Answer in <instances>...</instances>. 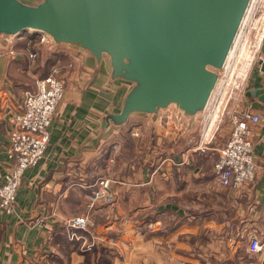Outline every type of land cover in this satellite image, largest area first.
I'll return each mask as SVG.
<instances>
[{
    "label": "crops",
    "instance_id": "obj_1",
    "mask_svg": "<svg viewBox=\"0 0 264 264\" xmlns=\"http://www.w3.org/2000/svg\"><path fill=\"white\" fill-rule=\"evenodd\" d=\"M38 36L17 37L14 58L0 80V181L15 164L7 150L14 104L3 97L15 84L11 65L46 71L41 77L55 65L65 66L66 93L45 156L24 172L15 212L0 208V264H264V248L248 249L250 236L264 232V122L250 123L257 176L238 189L222 186L213 170L227 136L207 151L197 149L196 141L168 143L151 154L148 123L134 120L124 139L100 148V138L110 133L103 112L122 96L125 84L101 71L90 85L89 57L82 66L71 55L56 53L42 64V44L38 64L31 61L27 41ZM261 87L259 68L246 84L251 101L243 99L256 111L264 103L251 90ZM114 164L119 170L113 171ZM100 177L111 179L115 202H92ZM78 215L89 216L87 229L66 224Z\"/></svg>",
    "mask_w": 264,
    "mask_h": 264
},
{
    "label": "water",
    "instance_id": "obj_2",
    "mask_svg": "<svg viewBox=\"0 0 264 264\" xmlns=\"http://www.w3.org/2000/svg\"><path fill=\"white\" fill-rule=\"evenodd\" d=\"M255 3L0 0V80L17 37L39 34L42 64L56 53L82 66L89 57L90 85L101 71L125 84L103 112L110 133L100 138V148L124 139L134 120L148 123L151 154L168 143L186 146L201 139ZM259 63L264 72V59ZM251 95L264 103V87Z\"/></svg>",
    "mask_w": 264,
    "mask_h": 264
},
{
    "label": "built area",
    "instance_id": "obj_3",
    "mask_svg": "<svg viewBox=\"0 0 264 264\" xmlns=\"http://www.w3.org/2000/svg\"><path fill=\"white\" fill-rule=\"evenodd\" d=\"M37 38L27 41L28 57L31 61H36L40 56L43 37L39 35ZM242 40L241 48L231 63L224 85L234 74L237 77L234 87L247 84L248 74L241 70L242 65L238 68V61L244 47ZM65 69L63 65H55L47 76L36 81L35 87L24 93L20 104L13 105L7 150L15 164L0 181V208L7 214L15 212L16 196L23 183L25 170L37 165L45 156L50 140V127L66 93ZM220 98L221 96L218 103ZM211 121L212 116L207 122L201 139L196 144L197 149L207 151L214 144L215 135L209 136ZM261 122H264V107L256 111L253 104L248 101L241 106L240 111H235L231 115L232 130L220 149H217L218 158L213 168L222 186L238 189L244 183L255 180L259 165L255 159L250 123ZM111 182L108 177H100L92 191V201L104 199L108 203L115 202L116 192ZM89 223L88 215L73 216L66 220L67 225L78 229H86ZM263 248L264 232L251 235L248 244L249 251L257 253Z\"/></svg>",
    "mask_w": 264,
    "mask_h": 264
},
{
    "label": "rangeland",
    "instance_id": "obj_4",
    "mask_svg": "<svg viewBox=\"0 0 264 264\" xmlns=\"http://www.w3.org/2000/svg\"><path fill=\"white\" fill-rule=\"evenodd\" d=\"M264 34V0H256L254 10L250 16L248 25L246 27V31L243 33L241 38L242 44L244 43V47L242 50V55L238 61V68L242 65V69L245 73L248 74V79L257 72L260 68L259 61L263 59V42H260V38ZM245 35V36H244ZM244 37V38H243ZM260 42V43H259ZM241 48V42L239 43L236 53L239 52ZM15 52L21 56L25 57L24 51L20 48L16 49ZM28 56V55H27ZM244 58V59H243ZM234 59V58H233ZM19 59H17L18 61ZM37 60V64H38ZM38 70V71H37ZM46 71H40L39 68H35L32 71L26 70L25 68H21L19 63H15L11 65L10 75L13 76L15 80V84L12 88L6 87V91L3 93V97L7 99L8 104L10 101L13 102L14 105H18L21 103L23 95L26 91L32 89V85L36 83L37 78L42 75H45ZM227 77V76H226ZM226 79V78H225ZM224 79V81H225ZM242 79V78H240ZM237 80L236 74L229 79L224 85V81L221 89V92L218 94L216 102L213 105L210 116H212L211 126L209 127V136L214 134L215 139L213 142L217 143L222 137L230 134L231 130V115L235 113V111H239L238 107L243 106V99L250 100V93L247 91L245 84L240 87H234V81ZM246 83V82H245ZM220 98V102L218 103V99ZM10 111H13V106L11 105ZM10 112V114H11ZM210 121V117H209ZM226 137V138H227ZM213 149L212 147H210ZM118 151V150H117ZM217 152V151H216ZM214 152V153H216ZM117 153V152H116ZM129 155H134V151L128 153ZM142 154V153H141ZM111 168L113 171L119 168V164H114ZM119 170V169H118ZM101 200V199H98ZM104 200V199H103ZM97 201V200H96ZM93 200L92 202H96ZM88 228V227H87ZM86 228V229H87Z\"/></svg>",
    "mask_w": 264,
    "mask_h": 264
},
{
    "label": "bare ground",
    "instance_id": "obj_5",
    "mask_svg": "<svg viewBox=\"0 0 264 264\" xmlns=\"http://www.w3.org/2000/svg\"><path fill=\"white\" fill-rule=\"evenodd\" d=\"M263 36H264V34H263L262 37L260 38V42L262 41ZM260 42H259V43H260ZM235 56H236V54H235ZM235 56H234V57H235ZM230 66H231V65H230ZM221 89H222V88H221Z\"/></svg>",
    "mask_w": 264,
    "mask_h": 264
}]
</instances>
